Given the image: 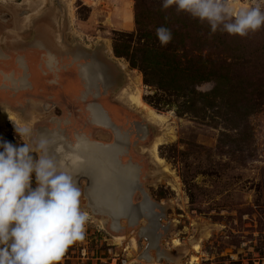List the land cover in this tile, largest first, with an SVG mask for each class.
Segmentation results:
<instances>
[{"label": "rangeland", "instance_id": "374dc122", "mask_svg": "<svg viewBox=\"0 0 264 264\" xmlns=\"http://www.w3.org/2000/svg\"><path fill=\"white\" fill-rule=\"evenodd\" d=\"M58 36L57 68L17 88L16 58ZM98 61L119 79L105 100L147 127L118 154L134 218L85 179L58 196L35 139L62 113L74 140L61 101ZM0 69V264H264V0H0Z\"/></svg>", "mask_w": 264, "mask_h": 264}, {"label": "flooded vegetation", "instance_id": "af4514ba", "mask_svg": "<svg viewBox=\"0 0 264 264\" xmlns=\"http://www.w3.org/2000/svg\"><path fill=\"white\" fill-rule=\"evenodd\" d=\"M31 60L33 63V61L35 60L34 55L31 56ZM16 61L21 67L25 68L26 70L27 62L24 56H18L16 58ZM103 61L105 64L109 65L107 61L105 60ZM99 62L100 61L96 62V65L95 64L82 65L81 75L79 76L78 74V77L79 78L81 77V81L79 84L76 83L77 85H79L77 89L78 91L77 94H74V96L72 95L70 97L66 96V99L61 101L67 107L69 106L70 110L66 111L67 113L71 111L72 114H75L73 124L75 123L81 125V128L74 126V128L72 129L74 140L70 138V134L68 133L66 128L61 127L64 123V119L66 118V117L64 118L62 117L63 116L61 115L62 113L57 114L51 118L52 122L55 124L54 127L50 128L48 126H40L38 127V129H48L50 131L56 132L58 135H61L67 142L72 144L76 143L78 140H87L89 142L98 141L102 143H111V142L115 143L118 141L119 149L115 151L117 152L118 155L119 153H121L124 143L129 144L130 142V144H132L133 137H134L133 142L135 143L139 142L142 139H145L148 134L147 127L144 124V122H142L141 120L130 118V116L127 114L128 112H122L119 107L112 104L110 102L112 100L111 98L105 100V98H107L105 96L108 95L109 91L116 88V86L119 83V79L116 78V75H114V73L113 75L111 74L112 76L111 78H109L110 76L106 72L104 65H102L103 63L99 64ZM8 76L9 79L13 80L14 83H18L17 88H23L30 85L29 79L27 78L26 74L18 78H15L13 73ZM34 76H36L35 77L36 80L41 79V76L37 73ZM57 82L59 87L61 86V90L66 88L65 76H63ZM76 84H72V85L76 86ZM38 85L41 86V81H38ZM69 101L71 103L73 102L74 110L71 109ZM61 102L58 100L55 104L58 103L60 104ZM66 122L70 123L69 120H66ZM38 129H36V135ZM130 132H132L131 136H129ZM124 134H128V135L125 136ZM131 147L132 146H129V150H128L129 154L131 151ZM128 163L133 164L132 162H128ZM128 163H120V164L126 166ZM136 171L133 173L131 178L132 180L135 181V183L137 182ZM148 204L150 205L149 212L152 213V205L149 202ZM138 209L140 210L139 213L143 214L140 205ZM143 215L147 216L145 214ZM159 217L160 216H158L157 221H159ZM146 237L150 238L148 240L149 243L148 247H150L152 245L153 236L148 234V236Z\"/></svg>", "mask_w": 264, "mask_h": 264}, {"label": "bare ground", "instance_id": "6f19581e", "mask_svg": "<svg viewBox=\"0 0 264 264\" xmlns=\"http://www.w3.org/2000/svg\"><path fill=\"white\" fill-rule=\"evenodd\" d=\"M36 139L38 146L47 150L43 157V163L47 168L49 182L53 184V189L57 187L58 196L61 195L60 192L64 188L68 190L77 188L81 180L85 179L86 195L91 204L94 207H108L112 212L119 213L122 191L118 188L119 181L115 169L122 171L125 179L129 181H131L133 173L138 170V167L131 163L124 166L126 168L122 170L116 167L119 158L115 151L119 149V146H115L114 142L102 143L87 140H78L72 144L61 135L48 129H38ZM64 183L65 185L59 187ZM149 206L148 202H142L141 211L147 216H152ZM123 207L130 211L127 212V215H131L133 218L136 216V209H130L125 205ZM149 225L152 228L146 230L147 236L148 234L154 235V226ZM117 229L119 228L117 227ZM147 239L150 238L147 237Z\"/></svg>", "mask_w": 264, "mask_h": 264}, {"label": "crops", "instance_id": "0c3cea01", "mask_svg": "<svg viewBox=\"0 0 264 264\" xmlns=\"http://www.w3.org/2000/svg\"><path fill=\"white\" fill-rule=\"evenodd\" d=\"M35 39L37 41H35L33 43V45H37L38 49H40V48L42 49L45 47V48H48V50L40 52L38 49H36V50L33 49L31 51L32 52L31 54H29V52L27 54L25 53L24 57L26 58V62H27L26 71L29 73V79H30L29 81H31L32 84L34 83L33 80L35 79L33 69L35 71H37V74H39L40 76H43L42 72H44V69H43L44 66L46 68H48L49 70L54 71L57 68V66H56V63L53 61H55V60L60 61L59 59H61L63 57V55L60 54V53H62L63 49L60 48V45L58 43V40L59 39L61 40V37H59V36L55 37L56 43H54V45L56 46V48H54L53 46H50L48 43L46 44V42H43L44 40L41 39L40 37H35ZM33 55L35 57V60L32 63L31 56H33ZM40 55L42 56V58L40 57ZM19 67H21V66L19 65ZM23 69L25 70V68H23ZM12 71L14 72L15 70L14 69L10 70V72H12ZM0 72L4 73V71L1 69H0ZM10 72H8V73H10ZM4 75L6 76V74H4ZM8 75H10V74H8ZM75 75L78 76V73H75ZM59 77L62 78L63 76H61L59 74ZM11 82H13V80H11Z\"/></svg>", "mask_w": 264, "mask_h": 264}, {"label": "water", "instance_id": "95a60500", "mask_svg": "<svg viewBox=\"0 0 264 264\" xmlns=\"http://www.w3.org/2000/svg\"><path fill=\"white\" fill-rule=\"evenodd\" d=\"M115 146H118L119 145V142H115L114 143ZM108 150H111V149H108ZM47 151V150H46ZM112 161V159L110 160V162ZM116 167L119 169V170H122L124 168V165H121L118 161L116 162ZM121 165V166H119ZM113 176H114V173L113 171H111ZM115 173L117 174V180L119 181V184H118V188L121 189L122 191V196L120 198V211H119V214H128L127 212H130L128 211L127 209H125L123 206H127L129 207L130 209L133 208V206L130 204V195L132 194V192L136 189V183L134 180L130 179L131 181H129L128 179H125L124 175H123V172L122 171H118L117 169H115ZM64 184H61L60 187H62ZM136 207V206H135ZM135 210V208H133Z\"/></svg>", "mask_w": 264, "mask_h": 264}]
</instances>
